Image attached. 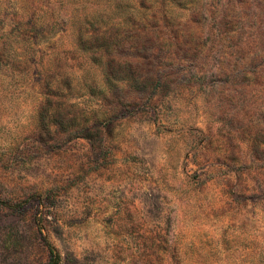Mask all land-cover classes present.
<instances>
[{
  "label": "rangeland",
  "instance_id": "rangeland-1",
  "mask_svg": "<svg viewBox=\"0 0 264 264\" xmlns=\"http://www.w3.org/2000/svg\"><path fill=\"white\" fill-rule=\"evenodd\" d=\"M166 1L0 0V264H264V0Z\"/></svg>",
  "mask_w": 264,
  "mask_h": 264
},
{
  "label": "trees",
  "instance_id": "trees-1",
  "mask_svg": "<svg viewBox=\"0 0 264 264\" xmlns=\"http://www.w3.org/2000/svg\"><path fill=\"white\" fill-rule=\"evenodd\" d=\"M172 3H174L178 8H189V4L191 3L192 0H170ZM167 1L166 0H161V8L162 12H168L166 9L167 7ZM175 27H179V20H175L173 22ZM100 30L97 31V33L93 34L90 36V40L87 41V44L89 45L88 48L92 49L91 44L94 45V50L92 51V54L90 58L94 62H99L103 64L106 69L111 67V69H114V67H117L119 70V63L121 65L125 64V61L123 57L129 53V46L126 45L125 40L123 37L115 38L111 31L114 29L112 27H106L105 29L98 27ZM175 30V29H174ZM147 33V34H146ZM139 40L136 42V45H133L134 52L136 55L141 56L145 59V61H150L153 64V67L158 66L157 62L154 63L153 60L160 59L159 53L156 52L155 47H156V41L152 39L149 35L148 32H145L142 36H139ZM142 42L140 43V41ZM161 54H163V51H160ZM119 62V63H118ZM160 64V63H159ZM135 65V66H134ZM130 66V72L134 73L135 69L134 67L137 66V64L134 62L132 67ZM123 70H119L117 74H123ZM117 83L116 84H110L109 89L113 90L114 93L118 92H124L127 89H130L132 84H130L129 79L127 77L123 76H118L116 79ZM142 84L140 81L138 82ZM137 82L136 85L133 87L138 88ZM96 85L93 83L92 86L88 87V90L90 93L94 94L93 89H96ZM70 88V87H69ZM126 92V91H125ZM107 94H105V99L107 98ZM149 96H151V92L147 93V96L145 97L146 100L149 99ZM48 247L50 249V254L51 258L48 262V264H58L59 263V253L57 249L55 248L54 245H52L48 240H47Z\"/></svg>",
  "mask_w": 264,
  "mask_h": 264
}]
</instances>
